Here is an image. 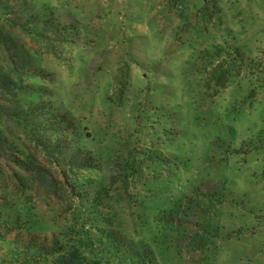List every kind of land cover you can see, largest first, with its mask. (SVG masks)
Masks as SVG:
<instances>
[{"label":"rangeland","instance_id":"obj_1","mask_svg":"<svg viewBox=\"0 0 264 264\" xmlns=\"http://www.w3.org/2000/svg\"><path fill=\"white\" fill-rule=\"evenodd\" d=\"M0 74L16 81L0 87L6 241L28 229L101 264H264V0H0ZM28 101L66 114L98 166L63 173L9 114Z\"/></svg>","mask_w":264,"mask_h":264},{"label":"trees","instance_id":"obj_2","mask_svg":"<svg viewBox=\"0 0 264 264\" xmlns=\"http://www.w3.org/2000/svg\"><path fill=\"white\" fill-rule=\"evenodd\" d=\"M29 17L32 20L35 15L31 14ZM179 17L183 18L181 13ZM26 21L29 22L30 19ZM42 23L44 27L45 20H42ZM53 29L55 33H61L63 39L73 33L72 29L64 24L55 25ZM32 32L38 33L37 29H32ZM9 84H16L15 79L0 74V87ZM49 108L50 106L47 108L43 102L28 101L18 104L9 114L27 133L37 139L44 155L55 159L63 173L97 167V161L77 146L78 132L75 123L66 114ZM15 221L17 222V219ZM14 227L16 226L8 220L0 221V240L5 241L9 247L7 264H101L98 260L83 256L81 244L77 241L64 242L55 236H40L28 229H18L15 236L6 241L5 236ZM110 231L108 239H111L113 247L117 250L123 249L121 236L115 231ZM132 260H135L134 264H150L151 257H148V253L136 254Z\"/></svg>","mask_w":264,"mask_h":264}]
</instances>
